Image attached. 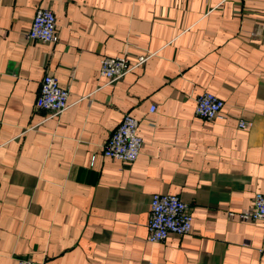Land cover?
Wrapping results in <instances>:
<instances>
[{
  "label": "crops",
  "instance_id": "0c3cea01",
  "mask_svg": "<svg viewBox=\"0 0 264 264\" xmlns=\"http://www.w3.org/2000/svg\"><path fill=\"white\" fill-rule=\"evenodd\" d=\"M39 8L57 43L29 39ZM121 56L151 57L108 84L101 60ZM47 74L70 93L57 118L36 106ZM204 93L225 104L214 121ZM125 114L131 164L103 154ZM257 193L264 0H0V264H264V221L239 217ZM154 194L189 205L190 234L148 241Z\"/></svg>",
  "mask_w": 264,
  "mask_h": 264
},
{
  "label": "built area",
  "instance_id": "2783aa9c",
  "mask_svg": "<svg viewBox=\"0 0 264 264\" xmlns=\"http://www.w3.org/2000/svg\"><path fill=\"white\" fill-rule=\"evenodd\" d=\"M28 37L32 41L57 43V19L51 9L39 8L34 17ZM151 56H141L137 64H131L127 56L101 60V75L113 84L122 80L138 67L143 66ZM69 90L59 85L53 74H47L40 87L36 106L49 113L50 118L60 117L69 108ZM224 102L211 93H204L196 99V115L207 121L220 118ZM156 107L151 108V113ZM139 120L125 114L120 125L112 132L103 146L105 157L124 163H134L140 156L143 139L139 134ZM240 128L247 130L251 123L240 120ZM95 158L93 159L94 162ZM234 217V213L229 214ZM244 222L264 221V194L257 193L253 207L240 214ZM193 216L188 204L180 197L168 194H154L150 204L148 241L160 243L171 235L186 236L192 232ZM18 264H41L30 259H21Z\"/></svg>",
  "mask_w": 264,
  "mask_h": 264
}]
</instances>
